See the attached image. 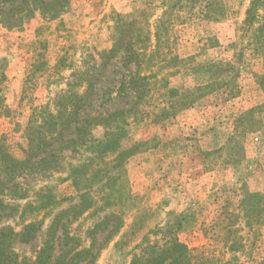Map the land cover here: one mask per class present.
<instances>
[{
  "label": "rangeland",
  "instance_id": "rangeland-1",
  "mask_svg": "<svg viewBox=\"0 0 264 264\" xmlns=\"http://www.w3.org/2000/svg\"><path fill=\"white\" fill-rule=\"evenodd\" d=\"M250 2L200 0L193 10L183 8L174 18L169 25L173 53L181 57L193 55L199 63L222 64L217 67V73L225 79L233 78L228 87L238 85V92L230 96L228 89H215L199 96L191 107L157 122L141 115H125L127 124L123 127L127 135L121 145L137 146L125 164V185L133 197L105 209L103 201L99 202L67 223L65 232L59 225L53 237L54 256L73 246L87 248L94 239L102 248L93 264H128L130 253L138 252L136 244L144 236L162 243L168 223L172 235L181 243L199 255L216 260L217 264L262 263L264 198L260 200L259 195L264 194V92L256 77L264 74V46L260 40L264 36V0H257L259 8L251 25H244ZM157 4L151 2L149 9L148 0H70L67 11L55 20L43 19L35 13L21 28L7 30L0 25V95L8 110L0 115V145L21 156L25 145L22 132L31 109L50 104L66 87L70 71L54 70L62 46H69L70 59L83 69L91 63L92 56L96 58L97 52L110 47L114 14L126 15L136 8L144 13L152 12ZM156 9L154 17L160 14ZM259 26L261 37L256 33ZM228 67L233 71L226 72ZM167 73L170 87L180 88L182 81L186 87L204 83L202 72L199 78L187 74L179 78L174 72ZM123 74L119 54L94 88L85 111L88 117L102 118L128 107L115 92L103 98L104 92ZM60 76L64 77L59 79ZM254 106L260 107L253 110V116L261 119L260 126L251 121L242 122L238 126L239 143L232 150L228 148L227 153L224 145L235 132L238 116ZM252 125L258 129L244 134ZM103 131V126H94L91 136L101 137ZM63 154L62 167L51 177L22 175L0 185V226L9 225L20 233L31 215L35 214L38 221L42 219L33 237L27 241L15 237L11 248L19 258L35 257L57 213L44 210L29 214L27 208L21 215L33 192L41 185L50 184L61 208L78 202L79 194L69 180L63 179L68 162L76 163L78 153L65 150ZM229 156L238 161L229 163ZM25 189L27 197L19 198ZM245 192L258 195L247 196L241 202ZM93 195L96 198L98 194ZM143 208L147 212L140 213ZM137 209L140 210L136 214ZM110 213L119 217L121 227L117 236L104 242L110 225L103 228V218H108ZM135 217L140 218L138 227L127 233L121 244L115 245L129 231ZM67 218L71 215L61 221L66 222ZM177 222L181 227H177ZM65 233L69 240L65 239Z\"/></svg>",
  "mask_w": 264,
  "mask_h": 264
},
{
  "label": "trees",
  "instance_id": "trees-1",
  "mask_svg": "<svg viewBox=\"0 0 264 264\" xmlns=\"http://www.w3.org/2000/svg\"><path fill=\"white\" fill-rule=\"evenodd\" d=\"M154 1L158 2L156 8L160 11L156 17H154L157 13L156 8L146 13L136 8L126 15L114 14L113 24L110 27L112 32L110 47L97 52L96 58L92 56L91 63H87L83 69L70 59L69 46H62L54 70L58 73L70 71L66 87L50 104L31 109L22 132L25 145L22 147L21 156L13 155L0 145V175L2 174L3 177L0 179V185L22 175L51 177L62 167L65 150L78 153L79 157L76 163L68 162L66 176L63 178L69 180L79 194L78 202L67 208H61V202L51 185H41L24 203L21 215L27 208L29 214L32 211L36 214L44 210L50 213L57 211L49 227L47 238L34 258H19L11 248L15 237L19 236L21 241H27L35 235L42 219L38 221L35 214L31 215L29 222L22 225L20 233L9 225L0 226V264H93L102 248L101 245H96L94 239L87 248L76 249L71 244L72 248L64 249L59 255L54 256L53 237L59 225L65 232L67 223L72 222L77 215H81L92 206L95 207L99 202L103 201V209H105L133 197L125 185V164L129 156L135 153L137 146L133 144L124 148L121 145V141L127 135L123 127V124H127L125 117L129 114L135 117L141 115L148 117L152 122H157L191 107L199 96L210 94L215 89H228L230 96H235L238 92L240 88L238 85L228 87L233 78L225 79L223 75L217 73L219 70L217 67L222 64L199 63L195 56L181 57L173 53L170 47L172 27L169 25L183 8L191 11L200 0H148L149 9L151 2ZM256 2L257 0H251L246 9L244 25H251L250 22H253L257 15L259 7ZM69 5L70 0H0V25L7 30L21 28L35 13L40 14L43 19L55 20L67 11ZM153 17L154 21L151 23ZM257 28L256 33L261 37L262 28L261 26ZM260 40L263 43L261 45L264 46V36ZM119 54L122 56L124 74L104 92L103 98L115 92V95L121 97L128 107L108 113L102 118L88 117L85 111L92 100L94 88L101 82L102 75L104 76ZM38 69L40 68L34 70ZM167 71L176 73L179 78L184 74L199 78L198 75L202 72L205 76L204 83L186 87L182 81L180 88L170 87ZM229 71H233V68L228 67L226 72ZM63 77L60 76L59 79ZM256 78L264 92V74ZM155 100L156 102H152ZM146 105H149V109L145 108ZM257 107L259 106L251 107L238 116L235 132L224 145L227 153L228 148L232 150V147L239 143L237 138L241 131L238 130V126L242 122L248 124L251 121V124L260 126L261 119L253 116V110ZM7 111L0 95V115ZM97 125L103 126L101 137L91 136L92 128ZM253 125L248 126L249 130L246 129L243 133L258 129V126L255 128ZM240 153H243L242 149ZM242 157L243 155L240 159ZM229 160V163L238 161L232 156H229ZM26 191L28 190L25 189V194L20 197L19 194L14 195L24 198L27 197ZM102 192L103 196L100 195ZM94 193L98 194L96 198ZM250 193L245 192L241 202L247 196L258 195L256 192ZM263 198L264 194L259 195L260 200ZM6 207L11 210L16 209V206L6 205ZM262 208L264 212V203ZM139 210L137 209L136 214ZM143 210L146 209L143 208L140 213ZM69 215L71 218H67L63 223L61 219ZM108 218H103V228L110 225L108 234L103 239L104 242H109L117 236L121 227V220L117 215L110 213ZM137 218L135 217L129 231L123 233L115 245L121 244L127 233L138 227L140 218ZM176 225L181 227L179 222ZM247 225L251 227L248 219ZM163 231L166 236L163 237L162 243L159 242L160 240H151L144 236L136 244L135 248L138 252L133 250L130 253L128 264H217L216 260L199 255L196 250L189 249L181 243L175 235H172L168 223L165 224ZM67 236L68 234L65 233V239L69 240ZM261 264H264V260Z\"/></svg>",
  "mask_w": 264,
  "mask_h": 264
},
{
  "label": "crops",
  "instance_id": "crops-1",
  "mask_svg": "<svg viewBox=\"0 0 264 264\" xmlns=\"http://www.w3.org/2000/svg\"><path fill=\"white\" fill-rule=\"evenodd\" d=\"M203 171V170H202ZM214 171L211 172V174H213ZM208 174V173H207ZM256 191H260L261 189H255ZM254 191V190H251Z\"/></svg>",
  "mask_w": 264,
  "mask_h": 264
}]
</instances>
